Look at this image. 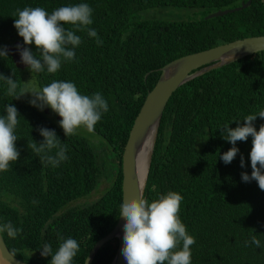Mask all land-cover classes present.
<instances>
[{
  "label": "trees",
  "instance_id": "1",
  "mask_svg": "<svg viewBox=\"0 0 264 264\" xmlns=\"http://www.w3.org/2000/svg\"><path fill=\"white\" fill-rule=\"evenodd\" d=\"M241 1L247 0H0V51L17 38L37 58L36 45H26L14 27L16 10L41 7L51 14L62 6L87 3L93 10L91 25L82 31L63 25L81 38L79 46L69 45L75 52L73 60L62 58L56 73L46 67L33 73L29 67L17 68L7 50L8 56H0V75L15 79L18 92L26 88L30 71L40 89L53 81L72 82L80 94L91 97L99 92L109 105L92 131L98 142L78 131L67 137L54 111L50 116L34 107L27 95L20 99L7 95L8 86L0 78V117L7 114L8 104L20 114L15 129L20 158L0 172V226L11 222L22 229L14 239L1 233L14 256L28 264H50L51 255H41L43 245L51 244L54 253L61 237L73 238L80 247L72 264H83L93 244L111 231L119 216L123 149L159 68L188 53L264 35V0H250L246 7L222 16L204 17ZM154 7L197 8L198 17L139 18V11ZM88 28L96 30L102 43L88 35ZM260 110H264V50L188 80L164 108L142 198L151 203L168 192L183 197L179 217L196 241L190 248L191 264H264V190L255 180H242V173H252V137L237 141L240 151L230 164L220 159L233 147L223 138V128L242 126L247 115ZM253 124L258 131L264 118L257 117ZM41 127L55 130L67 145L68 159L58 167L42 164L28 147L32 140L43 142ZM104 179L108 186L95 200L78 203ZM253 235L260 248L251 243ZM116 248L117 239L108 240L90 264H109Z\"/></svg>",
  "mask_w": 264,
  "mask_h": 264
},
{
  "label": "clouds",
  "instance_id": "2",
  "mask_svg": "<svg viewBox=\"0 0 264 264\" xmlns=\"http://www.w3.org/2000/svg\"><path fill=\"white\" fill-rule=\"evenodd\" d=\"M92 8L87 3L74 6H62L49 14L41 7H25L17 9L13 14L14 27L18 30L26 45H36L39 58L22 42L25 48L20 49L22 62L34 72H43L45 67L49 73H56L61 67L62 58L71 61L75 58L72 48L79 46L81 38L73 30H66L63 25L71 24L77 30H84L92 21ZM88 35L99 40L96 30L88 28ZM15 41L10 42L7 46ZM72 46V48L69 47ZM6 46V47H7ZM0 56H8L7 49L0 51ZM7 84V95L20 99L27 95L34 107L43 110L50 107L62 117L60 126L67 137L76 134L77 129L84 127L89 132L94 131L95 125L101 120L102 114L107 112L109 105L99 92L87 96L79 93L72 82L53 81L40 90L27 88L17 91L19 84L12 77L0 75ZM31 93L32 96L29 94ZM33 97V98H32ZM45 112V111H44ZM49 112V110H48ZM48 112L46 114H48ZM6 115L0 117V172L7 171L12 162L18 161L20 152L16 147L18 140L15 129L19 123L18 109L6 105ZM257 117L264 118V110L247 115L242 126L235 129L226 126L223 128V138L233 147L220 156L225 164H230L240 151L236 147L237 141H247L252 137L250 152L252 173L249 176L242 173V180L250 182L255 180L261 190H264V125L257 131L253 122ZM44 137L43 142L37 144L34 140L28 142L29 149L39 158L41 163H47L54 168L62 161H66L67 145L62 144L55 130L45 127L39 129ZM56 149L55 155L52 150ZM241 167L244 160L241 157ZM183 197L177 192H168L159 199L149 203L143 198L124 199L120 205V215L125 218L124 246L122 254L127 264H191L190 248L196 243L186 226L179 217L180 203ZM22 229L15 227L11 222L0 226V233L6 232L9 238H16ZM58 250L53 253L51 244L41 248L42 256L51 255L50 264H72L73 258L79 251V244L73 238L64 239ZM251 243L257 248L261 247L260 240L253 235ZM182 245V247H181Z\"/></svg>",
  "mask_w": 264,
  "mask_h": 264
},
{
  "label": "water",
  "instance_id": "3",
  "mask_svg": "<svg viewBox=\"0 0 264 264\" xmlns=\"http://www.w3.org/2000/svg\"><path fill=\"white\" fill-rule=\"evenodd\" d=\"M250 0L241 1L238 6L217 9L205 15L206 19L222 16L246 7ZM25 48L20 41H15L7 50L17 68L27 66L22 62L20 49ZM264 50V35H251L237 38L197 52L188 53L172 59L159 68L160 74L153 88L147 92L145 99L129 131L121 159V204L124 199L142 198L148 175L158 126L164 108L176 89L188 80L212 69L232 63L242 57ZM46 113L48 109L44 110ZM55 118L61 120L57 113ZM145 141L148 142V155L145 176L138 177L137 160ZM120 215V212H119ZM125 218L118 216L111 231L98 239L88 252L83 264H90L100 246L110 239H117V248L109 264H127L122 254L124 246ZM0 264H28L14 256L7 248L0 233Z\"/></svg>",
  "mask_w": 264,
  "mask_h": 264
},
{
  "label": "rangeland",
  "instance_id": "4",
  "mask_svg": "<svg viewBox=\"0 0 264 264\" xmlns=\"http://www.w3.org/2000/svg\"><path fill=\"white\" fill-rule=\"evenodd\" d=\"M198 10L197 8H181V9H175L173 7H154V8H148L139 11V18L141 19H149V18H159V19H168V20H181V19H191L198 17L197 15ZM207 15V14H206ZM32 72L30 71V74H27L25 77V83L26 88L31 91L32 89L40 90L38 84L32 80L31 78ZM31 96L32 94L29 93ZM33 98V97H32ZM38 108V107H37ZM49 110L48 115L53 116L52 109L50 107H45ZM43 109V111L45 110ZM52 113V114H51ZM54 119L55 115H54ZM57 120V119H56ZM78 132L83 133L89 140H94L95 142H98L100 140L99 136L93 132H89L86 128L81 127L77 129ZM103 145V144H102ZM108 186V180H102L97 188L90 193L88 196L80 199L78 203H85L90 202L92 200H95L98 195Z\"/></svg>",
  "mask_w": 264,
  "mask_h": 264
},
{
  "label": "bare ground",
  "instance_id": "5",
  "mask_svg": "<svg viewBox=\"0 0 264 264\" xmlns=\"http://www.w3.org/2000/svg\"><path fill=\"white\" fill-rule=\"evenodd\" d=\"M25 69H27V68H25ZM147 144H148V142L145 141V143L142 146L141 151H140V153L138 155V160H137V173H138V177H140V178L141 177L144 178V176H145L146 164H147V155H148V145Z\"/></svg>",
  "mask_w": 264,
  "mask_h": 264
}]
</instances>
